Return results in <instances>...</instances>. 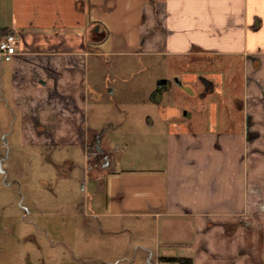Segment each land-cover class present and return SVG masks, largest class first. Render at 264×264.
<instances>
[{"label":"crops","instance_id":"crops-1","mask_svg":"<svg viewBox=\"0 0 264 264\" xmlns=\"http://www.w3.org/2000/svg\"><path fill=\"white\" fill-rule=\"evenodd\" d=\"M9 34L16 52L10 59L0 54V90L7 84L21 136L34 145L87 149L89 131L100 132L88 125L97 96L88 79L103 54L243 61L246 88L236 116L207 119L204 128L200 120L175 119L163 122L164 132L148 131L150 139H165V152L160 166L145 172L125 167L123 152L115 157L120 146L107 142L109 158L91 165L90 180L97 216L164 221L163 250L158 230L156 250L145 242L150 233L138 231L144 264H244L246 246L259 244L254 190L264 194V0H0V40ZM107 42L118 48L103 51Z\"/></svg>","mask_w":264,"mask_h":264},{"label":"rangeland","instance_id":"rangeland-1","mask_svg":"<svg viewBox=\"0 0 264 264\" xmlns=\"http://www.w3.org/2000/svg\"><path fill=\"white\" fill-rule=\"evenodd\" d=\"M117 13H125L122 4ZM110 46L107 42L101 49L109 52ZM111 47L118 48L114 43ZM228 59L203 55L202 62H195L162 54H103L90 67L88 80L97 96L89 101L88 125L106 131L102 147L107 142L112 150L120 146L115 157L123 152L125 167L155 169L160 166L157 158L164 157L165 139H150L148 131L164 132L163 122L175 119L200 120L204 128L207 119L238 114L236 106L246 88L244 63ZM163 80L167 84L153 100ZM205 81H212L215 91L208 92ZM5 85L0 90V264H144L140 229L150 233L145 242L154 250L152 232L158 230L163 250V220L159 226L154 220L105 219L95 213L90 180L96 163L94 131H89L87 149L26 143L19 110L10 108ZM254 191L250 211L261 215L259 244L246 246L244 264H264V194Z\"/></svg>","mask_w":264,"mask_h":264},{"label":"built area","instance_id":"built-area-1","mask_svg":"<svg viewBox=\"0 0 264 264\" xmlns=\"http://www.w3.org/2000/svg\"><path fill=\"white\" fill-rule=\"evenodd\" d=\"M16 52V37L12 34L6 35L0 40V54L10 59ZM89 156V155H88ZM176 264V263H172Z\"/></svg>","mask_w":264,"mask_h":264},{"label":"flooded vegetation","instance_id":"flooded-vegetation-1","mask_svg":"<svg viewBox=\"0 0 264 264\" xmlns=\"http://www.w3.org/2000/svg\"><path fill=\"white\" fill-rule=\"evenodd\" d=\"M165 85H162L158 90L160 91L161 88L163 89ZM106 131H100V132H94L95 133V138L93 139V147H94V154H95V159L99 161L100 159H108L109 154L105 150H99L98 147L102 148L101 145V139L105 136Z\"/></svg>","mask_w":264,"mask_h":264},{"label":"trees","instance_id":"trees-1","mask_svg":"<svg viewBox=\"0 0 264 264\" xmlns=\"http://www.w3.org/2000/svg\"><path fill=\"white\" fill-rule=\"evenodd\" d=\"M166 261H173V262H179V263H182V264H192L193 261L191 259H187V258H169V259H166Z\"/></svg>","mask_w":264,"mask_h":264},{"label":"water","instance_id":"water-1","mask_svg":"<svg viewBox=\"0 0 264 264\" xmlns=\"http://www.w3.org/2000/svg\"><path fill=\"white\" fill-rule=\"evenodd\" d=\"M160 84V86L159 87H161L162 85H165V84H167V82L165 81V80H163L161 83H159ZM98 149L99 150H103L102 148H100V147H98ZM2 167V162L0 161V168ZM2 172H4V170H2Z\"/></svg>","mask_w":264,"mask_h":264}]
</instances>
